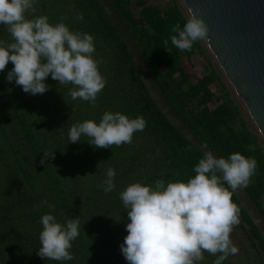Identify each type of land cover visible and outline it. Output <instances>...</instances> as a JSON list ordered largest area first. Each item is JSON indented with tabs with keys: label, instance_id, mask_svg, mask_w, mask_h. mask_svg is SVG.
I'll return each instance as SVG.
<instances>
[{
	"label": "trees",
	"instance_id": "obj_1",
	"mask_svg": "<svg viewBox=\"0 0 264 264\" xmlns=\"http://www.w3.org/2000/svg\"><path fill=\"white\" fill-rule=\"evenodd\" d=\"M110 1L169 105L198 139L217 157L239 152L256 158L257 174L244 191L264 219V145L209 63L204 44L198 41L192 51L183 52L171 45L172 26L179 22L183 27L186 22L178 0H162L161 7L154 0ZM97 2L35 0V12L26 14L29 19L46 15L52 24L66 17L64 23L70 30L94 36V58H102L99 70L107 80L95 105L73 100L69 95L73 86L59 84L51 74L45 80L49 90L32 95L14 80L7 81L12 62L0 72V264H128L120 249L128 234V220L119 193L137 180L187 181L201 159L155 111L125 47ZM81 15L82 20L78 19ZM165 39H169L171 53L164 48ZM0 40L13 42L3 24ZM182 57L205 60L206 73L193 80L181 64ZM106 111L131 118L143 115L147 126L134 133L132 144L120 147L97 149L84 136L80 142H69L73 124L99 123ZM249 144L256 145L255 152L246 150ZM50 151L54 158L49 156L41 164L44 153ZM109 167L116 171V188L105 193L100 185ZM232 199L237 203L234 196ZM47 213L61 223L65 218H80V235L70 249L72 260L52 261L37 255L40 219ZM231 239L239 251L223 264H264V241L241 208L240 223ZM215 259L205 253L202 264H212Z\"/></svg>",
	"mask_w": 264,
	"mask_h": 264
},
{
	"label": "clouds",
	"instance_id": "obj_2",
	"mask_svg": "<svg viewBox=\"0 0 264 264\" xmlns=\"http://www.w3.org/2000/svg\"><path fill=\"white\" fill-rule=\"evenodd\" d=\"M34 5L35 0H0V24L13 41L0 40V72L12 62L7 81L14 80L32 95L49 90L45 80L51 74L59 84L73 86L69 91L73 100L79 98L95 105L107 80L99 70L102 58H94V36L70 30L64 23L66 17L56 24L50 23L46 15L27 18V13L35 12ZM171 33L172 46L182 52L192 51L195 43L208 38L209 28L203 18L192 13L183 27L179 22L173 25ZM169 39L163 43L171 53ZM146 126L143 115L131 118L119 111H106L99 123L85 120L73 124L68 140L77 143L84 136L97 149L120 147L132 144L134 133ZM246 150L255 152L256 145L249 144ZM49 156L54 158L52 151L45 152L40 163L44 164ZM257 168L253 156L234 152L225 158L207 151L194 166L195 175L187 181L137 180L127 185L119 198L127 211L128 234L120 249L128 264H202L205 253L216 257L212 264H223L230 255L237 254L239 249L231 233L240 223V206L232 197L249 187ZM115 176V169L109 167L100 185L105 193L115 190ZM40 223L37 255L52 261L72 260L70 249L80 235V218H65L61 223L47 213Z\"/></svg>",
	"mask_w": 264,
	"mask_h": 264
},
{
	"label": "water",
	"instance_id": "obj_3",
	"mask_svg": "<svg viewBox=\"0 0 264 264\" xmlns=\"http://www.w3.org/2000/svg\"><path fill=\"white\" fill-rule=\"evenodd\" d=\"M149 96L155 111L202 158L211 151L176 115L161 92L130 31L110 0H97ZM186 20L197 14L209 28L202 40L208 55L232 92L248 124L264 145V0H178ZM212 152V151H211ZM237 204L264 241V219L247 192L233 194Z\"/></svg>",
	"mask_w": 264,
	"mask_h": 264
},
{
	"label": "rangeland",
	"instance_id": "obj_4",
	"mask_svg": "<svg viewBox=\"0 0 264 264\" xmlns=\"http://www.w3.org/2000/svg\"><path fill=\"white\" fill-rule=\"evenodd\" d=\"M153 1V0H152ZM157 4L158 7L162 6V0H154ZM169 0H164V2H168ZM208 52V51H207ZM205 53L206 57L209 60V63L211 64L212 67L216 68L215 65L213 64L211 58L209 57L208 53ZM181 64L184 65L187 69V71L191 74L192 79L194 80L195 78H200L202 75L206 73V61L203 59L198 58H193L192 60H186L184 57L180 59ZM211 91L214 93L216 92V89L211 87ZM211 108V106H209ZM244 254H239V257L241 258L240 260L243 261L244 258L242 257ZM243 258V260H242ZM239 264H245V263H239Z\"/></svg>",
	"mask_w": 264,
	"mask_h": 264
}]
</instances>
